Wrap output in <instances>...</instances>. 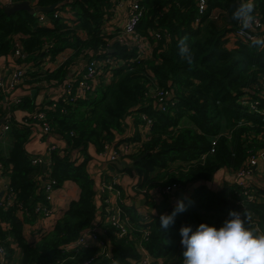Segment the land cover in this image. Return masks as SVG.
Masks as SVG:
<instances>
[{"label":"trees","instance_id":"1","mask_svg":"<svg viewBox=\"0 0 264 264\" xmlns=\"http://www.w3.org/2000/svg\"><path fill=\"white\" fill-rule=\"evenodd\" d=\"M24 1L53 10L34 15L21 11L8 16L0 4V57H13L15 65L26 70L24 83L56 80L55 87L61 88L59 97L40 107L46 111L52 135L64 140L66 150L52 151L48 167L33 164L34 157L28 154L26 144L33 126H38L31 116L39 106L36 108L32 97L20 99L17 108L30 111V116L13 128L15 142L9 157H0L10 173L8 193L0 199V245L6 248L7 264H12L15 256L12 242L22 253L19 264H55L58 260L62 264H82L89 259L90 264H137L141 234L132 228L118 238L116 230L105 227L109 256L96 255V248L90 246L77 252L63 250L93 226L96 214L94 182L87 172V146L93 144L100 152L112 140L113 131L121 130L125 116H136L145 127L140 118L144 115L151 120L147 140L138 156L129 158L137 170V189L172 185L183 188L209 182L223 170L238 173L246 169L249 158L264 148V48L250 46L251 41L236 34L241 26L232 19V12L239 0H206L208 13L201 16L197 28L192 26L198 16L197 0H141L144 13L137 31L153 43L150 58L143 60L137 58L135 47L111 41L118 30H103L106 22L115 21L117 0ZM212 10L220 12L219 21L209 18ZM254 15L264 25V0H255ZM41 18L45 23L40 22ZM184 36L189 37L195 53L191 64L180 56L177 46ZM256 37H264V26ZM17 42L25 60L16 56ZM65 50H71L72 55L56 70L44 72L47 61L56 62L55 57ZM105 57L122 62L113 71V83L94 97L66 104L63 95L68 82L79 77L74 68L78 60L100 61ZM155 87L173 94L174 103L166 102L164 112L153 108L147 98L149 89ZM243 99L253 103L256 112L240 104ZM183 120L192 127H182ZM213 139L216 141L212 147ZM77 153L82 154V161L75 157ZM41 178L53 181L54 189L66 181L79 189L77 200L69 204L50 232L40 226L46 216L35 211L36 206H49L39 185ZM239 188L238 184L216 192L204 186L197 188L184 201L187 210L176 216L167 231L160 229V217L171 214L175 206L160 216H149L145 226L149 234L141 245L162 264H183L182 226L195 229L207 223L220 227L231 210L247 209L253 214V222L264 229V191L254 188L262 199L255 203L245 200V195L233 196ZM120 208L123 213L131 212ZM102 239L99 241L104 243Z\"/></svg>","mask_w":264,"mask_h":264},{"label":"crops","instance_id":"2","mask_svg":"<svg viewBox=\"0 0 264 264\" xmlns=\"http://www.w3.org/2000/svg\"><path fill=\"white\" fill-rule=\"evenodd\" d=\"M37 0L33 2L36 3ZM125 8L117 9L114 7L115 12V21H108L104 27L105 32L120 30L121 25L124 19ZM153 46H150L149 52H151ZM46 48V47H45ZM45 51V50H44ZM72 55L71 50H65L61 54L55 57V61L52 64H46L43 68V71L46 72L47 69L56 70L65 60L68 59ZM46 57L41 64L46 62ZM44 62V63H43ZM49 62V60L47 61ZM75 65V64H74ZM84 62L82 60H78L75 65V72L79 74L83 70ZM20 66L15 65L13 57H0V103L3 105V117L0 118V132L1 127L3 125L4 116L8 113L12 114L13 117V125L12 131L8 134L4 135L0 140V157L1 159H7L10 155L12 147L15 142V138L13 136V128L19 126L20 121H25L30 116V111H21L18 107V102L20 99L29 96L32 97L36 108H40L42 104L48 103L49 101L56 100L61 92V88L55 87L57 85L56 80H51L50 82H42L36 83L34 82L32 85L24 83L19 85L13 90H9L4 93V90L7 89L8 84L11 80V75L13 71H15ZM77 74L76 76H78ZM112 75L110 73L109 78H105L104 80H110ZM4 87V88H3ZM105 81L97 84V91L105 88ZM3 88V90H2ZM96 95V94H95ZM17 114L19 116H17ZM136 116L127 115L123 118L121 123L120 131H113L112 137V145L114 147L121 146L123 144L129 145L131 148V158L138 156L139 152L142 150L143 144L147 140V129L142 126L139 119ZM182 127L191 128L192 125L187 121L181 123ZM55 145L59 150H66V144L63 139H60L58 135L54 134L51 136H43L41 129L39 126H33L31 136L26 144V150L31 157H42L44 161V166L48 167L50 161V153L47 151L50 145ZM87 155L89 156V161L87 163V172L90 178L94 182V190L96 192L95 197V206H96V214L93 222V227L98 230V240H87V245L90 247L96 248V255L109 256V240L105 238V231L103 230V225L99 223V218L97 215L102 206V200L108 195L110 199L114 200L120 207H124L131 212L128 213V217L134 220V223H138V217L140 215H145L148 213L150 216H160L167 209L176 206L177 202L180 200L185 201L190 198L197 188L204 186L207 189L216 192L222 189L226 184V180L223 179V175L226 171H220L216 174L211 181L209 182H200L195 184H188L183 188L176 189L173 193L169 194L166 199L159 191L158 187L151 188L146 190L145 192L135 188L136 185L133 182L138 181V174L135 173V176L132 177V183L127 185L128 183L125 181V185L123 186L121 182L124 180L123 172L128 170L133 166V162L124 161L119 163L108 162L105 158H100L98 156L96 147L93 144H89L86 148ZM257 159H261L260 164H257L256 171L250 177L252 181L256 184L255 188H259L261 184H264V148L258 150L256 153ZM75 157L78 158L79 161H82V154L77 153ZM179 163H176V165ZM171 167V166H170ZM135 168V167H134ZM5 169V168H4ZM136 170V168H135ZM223 172V174H222ZM155 176V175H154ZM44 182V180H43ZM117 183L116 190L112 193H106V186L110 183ZM10 183V173L8 170H0V199L4 198L9 189ZM214 187V188H212ZM216 187V188H215ZM52 199L50 206L52 208V215L45 220H41L40 226L42 224L44 232H50L54 225L63 218L64 213L68 209L69 204L72 201L77 200L79 196V189L77 185L71 181H66L61 184L56 190L52 192ZM138 219V220H137ZM137 220V221H135ZM39 225V223L37 224ZM102 239L104 243L99 241ZM13 249L15 250V256L12 264H19L22 259L21 250L12 242Z\"/></svg>","mask_w":264,"mask_h":264},{"label":"built area","instance_id":"3","mask_svg":"<svg viewBox=\"0 0 264 264\" xmlns=\"http://www.w3.org/2000/svg\"><path fill=\"white\" fill-rule=\"evenodd\" d=\"M11 3H21L23 0H9ZM141 0H117L116 2V8L117 9H123L125 8V14L124 19L121 25V29L116 32L114 35V39L116 42H119L120 45H125L127 47H135L137 49V58L138 59H147L150 58L151 52H149V49L146 48L147 40L148 38L141 36L138 31L137 27L139 25V22L143 16V7L140 5ZM197 7V17L193 21L192 26L194 28H197L200 25V18L204 14L208 13L207 11V3L206 0H197L196 2ZM220 12L218 10H212L209 13V18L217 20L219 19ZM62 14L60 13L59 16ZM53 17H57V14ZM255 23L253 26L248 30H243L241 28L236 31V34L246 40L251 41V37H256L259 32L263 30V24L261 22V18L255 15ZM219 21V20H217ZM41 23H45V19H40ZM68 24L67 20H64ZM168 37V35H166ZM159 34H156V39H159ZM145 40V42H144ZM48 46H46L47 48ZM16 56L21 59L25 60L26 56L23 53L19 43H16ZM106 51H109L106 49ZM84 69L79 74V77L76 78L75 81L71 80L68 82L67 88L65 90V93L63 95V99L67 101L66 104L70 103V100H79L81 98L91 97L95 96L97 91V84L102 83L105 81V85L109 86L113 83L115 80L113 71L121 66V61H114L111 60L108 57H105L102 60H94V59H84ZM46 64H51L50 62H47ZM25 73L26 70L23 69V67L17 68L15 71H13L11 75L10 83L8 84V87L6 90H4V93H6L9 90H13L19 85L24 84L25 82ZM110 73L112 75V78L110 80H104L105 78L110 77ZM4 88V87H3ZM2 88V90H3ZM263 88H264V82H263ZM149 95V96H148ZM147 95V98L151 100L153 108L164 112L166 110L167 104L166 102H169L173 100V94L169 91H163L157 87L150 88L149 94ZM240 104L247 105L249 107V102H245L244 99L240 100ZM174 102L171 101V104ZM42 107V106H41ZM37 109L35 113L31 116L33 120H35L39 126V128L42 131L43 136H51L52 131L50 128V123L48 121V117L46 115V111L43 110V108ZM52 108H55V105L53 104L51 106ZM3 105L0 103V118L3 117ZM9 110H7V114L4 116L3 125L1 127L0 132V140L4 135L8 134L10 131H12V125H13V117L12 114L8 113ZM64 112V110H62ZM141 120L144 122L145 128L149 129L151 125V120L148 119L146 116L141 115ZM216 139H213L211 142V146L213 147L215 145ZM130 146L123 144L121 146L114 147L111 142H107L104 144L103 149L99 152L98 156L100 158H105L108 160V162H121L127 160V158H130L131 150ZM48 152L51 153L52 151L58 150V147L55 145H50L47 148ZM211 153L213 150L210 151ZM257 156L253 155L249 159L248 166L246 169H243L239 171L238 173H235L237 178L240 180H243L245 177H249L250 174L253 171V168L255 164V159ZM43 158L42 157H36L33 160V164H43ZM253 165V166H250ZM0 170H5L3 167V164L0 161ZM44 180V182H43ZM54 182L51 180H46L45 178H41L40 180V186L43 188V194L46 197V203L49 206H36L35 211L37 214L44 215L46 218H49L52 215V208L50 206L51 199H52V192L54 191ZM240 186V185H239ZM117 183L114 182L108 184L106 186V193H112L116 190ZM180 188V186L172 185L167 186L164 188L158 189V191L162 195H169L173 193L176 189ZM145 192L146 190H142ZM10 201H13V196L11 194H8L7 197ZM102 206H104L103 214L101 215V219H99V223L104 226V224H108L110 228L116 230L118 238H122L126 236L128 232H131V228L133 231H137L140 233V240L137 242L138 249L140 252L139 260L137 264H162L163 261L161 259H154L151 257V255L146 251V249L141 245L142 241H145L148 237V230L145 228V226L148 225L149 222V214L146 213L143 215V218H140L138 223H132L129 219V217L122 212L120 206L114 200L110 199L107 195L102 200ZM105 231V227L103 228ZM98 230L95 229V227L91 226L88 229L84 230L80 237L75 241V243H70L63 247V250L66 252L71 251H79V248L87 247L86 241L88 239L97 240V234ZM98 235V234H97ZM78 248V249H76ZM91 261V259H89ZM161 260V261H160ZM90 261L84 262L82 264H90ZM0 264H7V255H6V248L3 245H0ZM55 264H62L61 260H58Z\"/></svg>","mask_w":264,"mask_h":264},{"label":"clouds","instance_id":"4","mask_svg":"<svg viewBox=\"0 0 264 264\" xmlns=\"http://www.w3.org/2000/svg\"><path fill=\"white\" fill-rule=\"evenodd\" d=\"M255 0H239L232 12L242 31L255 23ZM250 46L264 48V37H251ZM184 36L178 41L180 56L189 64L195 53ZM187 210L183 200L177 202L171 214H162L160 229L167 231L174 225L179 213ZM181 245L184 249L183 264H264V229L253 222V214L231 210L222 226L201 223L193 229L185 225L180 229Z\"/></svg>","mask_w":264,"mask_h":264},{"label":"rangeland","instance_id":"5","mask_svg":"<svg viewBox=\"0 0 264 264\" xmlns=\"http://www.w3.org/2000/svg\"><path fill=\"white\" fill-rule=\"evenodd\" d=\"M144 42H145V40H144ZM150 46H153V43L150 41V40H147V44H146V48L147 49H150ZM118 69V68H117ZM116 70V69H115ZM255 95H257L258 93H254ZM149 96V95H148ZM249 110H250V112H256V109H255V106H254V104L253 103H249ZM172 115V114H171ZM17 116H19L18 114H17ZM182 122H185V120H183ZM112 141V140H111ZM110 141V142H111ZM99 154V153H98ZM251 158V157H250ZM249 158V159H250ZM256 158H258V157H256ZM264 160V159H263ZM125 161H129V162H132L131 160H129V158H127V160H125ZM255 161V168H253V171H252V173L250 174V176L249 177H245V178H243V180H239L238 178H237V176H236V174L234 173V172H229V171H227V170H224V171H226L225 173H224V175H223V179H225L226 180V184H224V185H227V186H233V185H235V184H238V185H240V190L239 191H237L236 193H235V190L232 192V193H235L233 196H242V195H245V200H248V201H253L254 200V202L256 203V202H261L262 201V199H261V197H259L256 193H254L253 191H255V183L252 181V179L250 178L251 176H252V174L256 171V169H257V164H260V162H261V159H255L254 160ZM121 162H124V161H121ZM114 163H119V162H114ZM250 166H253V165H250ZM263 168H264V166H263ZM135 173H137V170H135V168L134 167H132V168H130V169H128V170H125L124 172H123V175H124V180L121 182V184L123 185V186H127V185H130V184H133V183H137V180H136V182H133L132 183V177H134L135 176ZM222 174H223V172H222ZM125 181L128 183L127 185H125L124 183H125ZM135 188H136V186H135ZM160 188H162V187H158V189H160ZM212 188H214V187H212ZM216 188V187H215ZM257 189H259V190H262V191H264V184H261V186L259 187V188H257ZM54 190H56V189H54ZM139 190H143V189H139ZM168 195H163V196H161V197H163L164 199H166V197H167ZM229 196V195H228ZM230 197V196H229ZM247 197V198H246ZM231 201H233V202H235V200L234 199H232ZM240 204L241 205H243V202H240ZM103 209H104V206H101V209H100V211H99V213H98V217L99 218H97L98 220L99 219H101V215L103 214ZM126 214V213H125ZM126 215H128V213L126 214ZM130 218V217H129ZM95 219V218H94ZM131 219V218H130ZM131 221L132 222H134V220H132L131 219ZM104 227H109V225L108 224H104ZM103 227V228H104Z\"/></svg>","mask_w":264,"mask_h":264},{"label":"water","instance_id":"6","mask_svg":"<svg viewBox=\"0 0 264 264\" xmlns=\"http://www.w3.org/2000/svg\"><path fill=\"white\" fill-rule=\"evenodd\" d=\"M0 4L4 8V12L8 15H14L17 12L26 11L32 15L37 13H50L53 10L51 8L33 7L29 1H24L21 3H11L9 0H0Z\"/></svg>","mask_w":264,"mask_h":264}]
</instances>
